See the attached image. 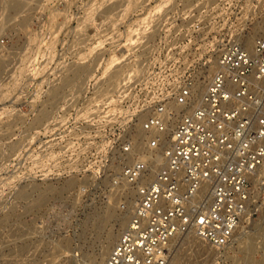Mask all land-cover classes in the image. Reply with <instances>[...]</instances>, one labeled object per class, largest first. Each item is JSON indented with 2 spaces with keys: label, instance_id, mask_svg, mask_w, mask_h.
<instances>
[{
  "label": "rangeland",
  "instance_id": "rangeland-1",
  "mask_svg": "<svg viewBox=\"0 0 264 264\" xmlns=\"http://www.w3.org/2000/svg\"><path fill=\"white\" fill-rule=\"evenodd\" d=\"M13 1L0 0V40L8 37L0 44V264H92L108 235L127 226L136 207L128 202L137 205L119 176L121 145L133 136L141 149L131 157L149 153L142 123L151 112L136 115L168 86L151 83L156 60L204 13L252 48L264 36V0ZM175 105L168 132L183 107ZM112 192L114 217L95 224ZM255 209L225 255L180 236L169 264H264V205Z\"/></svg>",
  "mask_w": 264,
  "mask_h": 264
},
{
  "label": "built area",
  "instance_id": "built-area-1",
  "mask_svg": "<svg viewBox=\"0 0 264 264\" xmlns=\"http://www.w3.org/2000/svg\"><path fill=\"white\" fill-rule=\"evenodd\" d=\"M203 15L154 64L152 85L168 86L136 115L151 112L142 123L149 153L131 157L133 136L121 145L119 176L137 205L105 264H169L185 235L223 255L264 205V36L250 48ZM196 85L206 86L199 94ZM174 104L183 107L168 132Z\"/></svg>",
  "mask_w": 264,
  "mask_h": 264
},
{
  "label": "bare ground",
  "instance_id": "bare-ground-1",
  "mask_svg": "<svg viewBox=\"0 0 264 264\" xmlns=\"http://www.w3.org/2000/svg\"><path fill=\"white\" fill-rule=\"evenodd\" d=\"M18 1V0H17ZM16 0H14L13 1V4H14V2H15V4H16V2H17ZM20 1V0H19ZM10 3H11V1H10ZM20 3V2H19ZM21 3H23L22 1H21ZM20 3V4H21ZM114 3V2H113ZM112 3V4H113ZM18 4V3H17ZM19 4V5H20ZM115 4H117V3H115ZM22 5H25V4H22ZM22 5H21V7H22ZM110 6H114V5H109V7ZM9 7V6H8ZM15 7V6H14ZM20 7V6H19ZM18 7V8H19ZM21 7H20V10H22L21 9ZM12 8H13V6H12ZM14 9V8H13ZM111 9H113V7H111ZM112 11H115L114 9L112 10ZM6 53V52H5ZM5 55V54H4ZM5 59H3V63L5 64ZM65 81H66V79H65ZM198 87V86H197ZM197 87L195 88L196 90H198L197 89ZM175 106H177V108H180V106L179 105H175ZM49 116H50V114L49 113H47V112H45L40 118H39V121H42V120H45V119H48L49 118ZM141 149V144H140V141H138V140H136V146H135V148H134V151L136 150V151H139ZM23 195H27L28 196V194L26 193H23ZM109 197H108V200L106 201V205H107V209H106V211L104 212V213H102V214H99V216H98V218L96 219V222H95V224H97V222L98 221H102L103 219H110V218H112V217H114V207H115V196H116V193L115 192H112V193H110V195H108ZM44 194H42V198H41V200H39L38 201V203H37V205H41L42 204V202H44ZM128 205H129V207H131V208H133V207H135L136 206V202H128ZM130 212L131 211H129V212H125L126 214H124L122 217H120L118 220H119V222L121 223V225L122 226H126V224H127V222H128V219H129V214H130ZM102 224V223H101ZM96 226V225H95ZM185 236H192V235H185ZM194 238H196L195 236H193ZM177 239V238H176ZM175 239V240H176ZM197 239V238H196ZM117 240H118V235L115 233V232H112L110 235H108V237H107V239H106V245H104V247H103V249L99 252V253H96V254H94V257H93V263L92 264H105V260H106V258H107V256H108V254L110 253V251L112 250V248H113V246H114V244L117 242ZM198 240V239H197ZM251 250V249H250ZM250 251H249V249H248V253H249ZM172 258V257H171ZM171 260V259H170ZM178 260V259H177ZM188 261H190V260H188ZM185 262L184 261V264H189V262ZM169 263H170V261H169ZM176 263V262H175Z\"/></svg>",
  "mask_w": 264,
  "mask_h": 264
}]
</instances>
